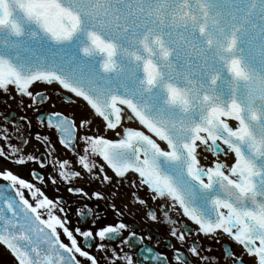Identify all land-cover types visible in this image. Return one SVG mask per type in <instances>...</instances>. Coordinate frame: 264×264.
<instances>
[{"label":"snow or ice","instance_id":"6c2138e0","mask_svg":"<svg viewBox=\"0 0 264 264\" xmlns=\"http://www.w3.org/2000/svg\"><path fill=\"white\" fill-rule=\"evenodd\" d=\"M40 84L58 85L86 114L41 111L49 97L33 90ZM0 91L21 105L30 98L50 133L35 132L45 148L37 156L27 136L12 143L2 130L0 157L50 169L30 171L39 186L0 169V244L16 264H134L123 251L133 241L136 264H219L199 237L223 234L241 248L226 246L232 264H264V0H0ZM109 170L161 201L180 245L165 241L171 259L135 232L125 237L131 226L115 204L114 223L85 203L70 226L59 184L102 200L76 184L112 183ZM147 215L157 220L154 208ZM93 245L99 258L85 250Z\"/></svg>","mask_w":264,"mask_h":264},{"label":"flooded vegetation","instance_id":"af4514ba","mask_svg":"<svg viewBox=\"0 0 264 264\" xmlns=\"http://www.w3.org/2000/svg\"><path fill=\"white\" fill-rule=\"evenodd\" d=\"M40 85L34 86L33 90L40 91L43 89H47L49 99L43 105H36V107L40 108L41 111H47L49 113L54 111H60L66 114L63 110L59 109L60 104L62 105L63 102L66 103L62 93L58 94V90L54 91L51 85H45L43 87H41ZM13 95H15V93H13ZM19 101H20V97L18 95H16L15 98H9L2 91H0V146H4L5 150L7 151L8 141H6L3 138L4 132L2 131L3 129H6L7 133L12 136V140H11L12 143H18L15 137L20 134L27 136L29 139V143L26 146L25 150L28 152H32L33 147H35L36 149H38V151H36L34 154L39 156L40 153L45 152V148L43 147V145L35 141V139H33V136L35 132L38 130L42 131L44 134H50V133L46 128L41 129L39 127L37 122V117L40 115V112L34 111L33 108L28 107V105L31 103L30 98L25 97L23 105H21ZM5 116H8L11 121H14L16 123H6L4 119ZM29 122H30V126H29ZM52 139L56 141L57 148L60 149L62 152L63 150L61 149V146L59 145L55 135L52 136ZM3 167H7L11 169L14 173L19 174L22 178L37 183L38 186H39V182L34 180V178L30 175V171L32 169H37L47 173V171L50 170V169H41L40 164L38 162L29 163L25 166H18L16 164L6 161L3 157H0V169H2ZM111 175H113V178L117 180V178L114 176L113 173H111ZM129 176L131 177L132 174H129ZM84 179L80 181H84ZM120 182L123 183L119 184L118 182V184L116 183L117 185L113 187H110L107 184H100L98 182L97 189L95 190H99L103 192L105 195V199L102 200L93 199L91 201L81 200L78 196L68 193L67 186L63 182H61L59 184V194L63 195L65 199L68 201V203L73 206L72 210L68 212L70 226L74 227L77 225V221L80 219V217L76 210L79 208L81 211H85L86 210L84 209L85 203H87L89 207L93 209L94 212H99L101 213L102 216L106 217V221H105L106 223H114L116 218L111 205L115 204L116 207L124 210L125 215L122 217V219L124 220L125 223L131 226L129 230H126L124 232L125 237L128 236L129 231L135 232L137 236L144 238L143 239L144 245L153 246L159 252L166 253L169 259H171L172 252L174 251V249L169 248L165 243V241H170L177 248L180 247V245L177 242V240L174 237H172L170 234V225L167 223V217L165 216L164 210L161 207V201L160 200L154 201L148 199V193L146 189L143 187L134 186L131 183L130 179L123 180ZM88 184L92 185L93 182L87 178V184L78 182L76 186L85 187L86 190L91 193L92 191L87 187ZM47 194L50 197L56 195L51 185H49L47 189ZM137 197L147 200V206L139 204L136 200ZM125 205L127 207H125ZM149 207L155 209L157 214V220L153 221L148 217L147 212ZM168 215L172 216L178 221H184L188 224H191L193 228L196 227L194 223L188 220L186 217L179 216L175 212V210L170 211ZM80 226L89 227L90 220L89 223L87 224L81 223ZM177 226H179V224ZM194 238L195 237H193V239ZM199 239L202 248L210 246L211 251L206 254L218 257L219 264H232V260L230 258H227L226 256V246L228 244L232 245L233 250L237 254H239L241 251V248L237 246L234 242L224 239L220 235H218L216 239H209L208 237H204L201 235ZM78 240H81V243L83 245L82 238L78 237ZM116 243H118V241ZM133 243H134V247L128 248L127 246H125L123 248V251L130 252L133 256L134 264H136L137 261L136 253L138 249L141 247V245L136 244L134 241ZM187 247L188 245L186 244L185 248L182 250H186ZM85 250H89L93 254H97L99 258V254L96 253L95 245H93L91 249L86 248ZM188 254L191 257V253ZM191 258L193 259L194 264H201V262L199 260H196L195 257H191ZM244 259H247V257L245 256ZM0 264H16L14 255L3 244H0ZM205 264H216V261H207L205 262Z\"/></svg>","mask_w":264,"mask_h":264},{"label":"rangeland","instance_id":"374dc122","mask_svg":"<svg viewBox=\"0 0 264 264\" xmlns=\"http://www.w3.org/2000/svg\"><path fill=\"white\" fill-rule=\"evenodd\" d=\"M40 86L43 87L44 85L41 84ZM52 88L54 91H57L58 87L52 86ZM59 109L63 110L66 114H75V117L77 119H79L82 115L86 114V112H87V109L82 107L81 102H79L78 100L75 103L63 102L62 105L60 104ZM132 126L140 127L138 124L132 125ZM101 131H103V129H101ZM112 138H116V137L112 136ZM209 159H211V158L209 157ZM109 175H111L110 172H109ZM116 181L117 180L115 178H113V182L109 183L107 185H109L110 187H113V186L118 184V182H116ZM92 182H93L92 185H90V184L87 185L88 189H90L91 191L97 189V186H98V182H96V181H92ZM114 182H116L117 184ZM79 183H86L87 184V178H85L84 181H79ZM121 183H123V182L119 181V184H121ZM101 190H102V188H101Z\"/></svg>","mask_w":264,"mask_h":264},{"label":"bare ground","instance_id":"6f19581e","mask_svg":"<svg viewBox=\"0 0 264 264\" xmlns=\"http://www.w3.org/2000/svg\"><path fill=\"white\" fill-rule=\"evenodd\" d=\"M53 86V85H52ZM225 237H228L227 235H225ZM228 239H230L229 237H228Z\"/></svg>","mask_w":264,"mask_h":264},{"label":"water","instance_id":"95a60500","mask_svg":"<svg viewBox=\"0 0 264 264\" xmlns=\"http://www.w3.org/2000/svg\"><path fill=\"white\" fill-rule=\"evenodd\" d=\"M227 235V234H226ZM228 236V235H227Z\"/></svg>","mask_w":264,"mask_h":264}]
</instances>
